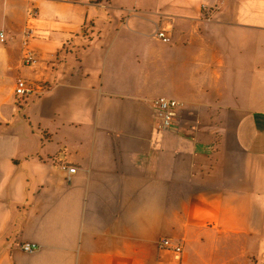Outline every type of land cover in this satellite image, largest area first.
<instances>
[{"label": "crops", "instance_id": "1", "mask_svg": "<svg viewBox=\"0 0 264 264\" xmlns=\"http://www.w3.org/2000/svg\"><path fill=\"white\" fill-rule=\"evenodd\" d=\"M0 33V264H264V0H0Z\"/></svg>", "mask_w": 264, "mask_h": 264}, {"label": "built area", "instance_id": "2", "mask_svg": "<svg viewBox=\"0 0 264 264\" xmlns=\"http://www.w3.org/2000/svg\"><path fill=\"white\" fill-rule=\"evenodd\" d=\"M156 37L164 43H169L171 41V38L168 36L165 29L159 30L156 33ZM4 39V33H0V40L4 42ZM22 63L25 66L35 67L38 65L39 61L30 50L24 49L22 54ZM47 90V86L29 83L24 78H18L15 83V97L19 102L32 97H40ZM153 107L156 111L158 126L162 129H169L178 118L179 110L183 107V104L175 99L158 97L153 100ZM61 168L67 173V181L71 182L73 175L77 171L76 168L65 165L61 166ZM159 247L163 250L173 252L176 255L183 253L182 246L168 238L161 239L159 241ZM21 249L25 252L32 253L36 251L38 247L34 244L24 243L21 245Z\"/></svg>", "mask_w": 264, "mask_h": 264}]
</instances>
